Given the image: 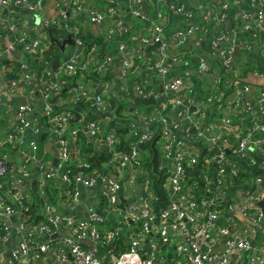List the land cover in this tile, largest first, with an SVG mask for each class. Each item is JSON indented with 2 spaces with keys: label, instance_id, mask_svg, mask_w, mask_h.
Wrapping results in <instances>:
<instances>
[{
  "label": "built area",
  "instance_id": "obj_1",
  "mask_svg": "<svg viewBox=\"0 0 264 264\" xmlns=\"http://www.w3.org/2000/svg\"><path fill=\"white\" fill-rule=\"evenodd\" d=\"M40 2L0 0V264H264V0Z\"/></svg>",
  "mask_w": 264,
  "mask_h": 264
},
{
  "label": "trees",
  "instance_id": "obj_2",
  "mask_svg": "<svg viewBox=\"0 0 264 264\" xmlns=\"http://www.w3.org/2000/svg\"><path fill=\"white\" fill-rule=\"evenodd\" d=\"M64 31H65L64 29H60V28H57V27L50 28L51 37H56V38L61 37V34ZM83 38L85 40L87 49H90L93 45H98V47H99V53H100L101 56L104 55L105 53L111 51L112 48H114V47L117 46V40H114V41L108 43V42H106L104 40L103 37L93 35L92 31L88 32L87 35H83ZM118 38H119L118 40L124 39L125 36H121V37H118ZM54 46L55 45L52 46V49H53ZM58 48L60 49L59 50L60 53H59V56H57V57L50 55L47 58V53L49 51H51L52 49L49 50L48 52H46V59H47V61H49V63L54 68H56L60 64L61 59H62V55H63V51L61 50L60 46H58ZM41 67L42 66L39 65V68H41ZM62 95L67 96V93H63ZM79 107H80V111H81V109H86V107H89V105H87L85 102H82V103L79 104ZM114 107L116 109L117 115L120 116V117L123 115V112L127 109V107L124 106L123 104L122 105L121 104L114 105ZM74 111H75V114L79 117L80 116L79 109L76 108V109H74ZM123 121H124V119H123ZM123 132L126 133L127 132V128L126 129H123ZM107 157H108L107 152H104L103 151V152H99L98 154L91 155L88 159L92 163V167L93 168H100L101 161H103ZM54 190H55L54 193H56V190L57 189H54ZM37 201L38 202H42L43 201L42 197L39 196V195H37ZM49 201H51V202L55 201V197L53 196V193L51 194V199ZM30 210L31 211H34L33 207H31ZM37 218L39 219L40 216H37ZM123 240H124V237L121 238V241L120 242H122ZM120 242L119 243L116 242L114 244L108 245L107 246V249L108 250H113L115 253H118L119 247L124 248ZM101 255H104V254H101Z\"/></svg>",
  "mask_w": 264,
  "mask_h": 264
},
{
  "label": "water",
  "instance_id": "obj_3",
  "mask_svg": "<svg viewBox=\"0 0 264 264\" xmlns=\"http://www.w3.org/2000/svg\"><path fill=\"white\" fill-rule=\"evenodd\" d=\"M45 3H46V0H41L40 6H41L42 9L44 8V4ZM73 43H74V41H73L71 36H69L67 39H65L62 43H60L59 40L56 37H51V40H50L51 47H50L49 50H51L52 46L56 44V45L60 46L62 51H64L65 47H66V44H73ZM236 54H237V51H236ZM43 66H44V64H43ZM134 87H135V85H134ZM129 102L134 103V104H140V105H155L157 103V101H156V99L154 97H141L139 95H136L135 97H127L125 99V104H127ZM20 103L24 104L25 103V99L22 98L20 100ZM156 140H157V138L152 143L153 152H154L153 159H152L153 171L155 173H159L160 175H162V173H160L158 171L157 164H156V158H157V150L155 148ZM50 146H51V143H47V145H46L47 149H49ZM224 248H225V245L221 244L220 246L214 247L213 248V252H219V251L223 250Z\"/></svg>",
  "mask_w": 264,
  "mask_h": 264
},
{
  "label": "crops",
  "instance_id": "obj_4",
  "mask_svg": "<svg viewBox=\"0 0 264 264\" xmlns=\"http://www.w3.org/2000/svg\"><path fill=\"white\" fill-rule=\"evenodd\" d=\"M71 47H72L71 45H67L66 52H65L66 57L72 52L73 49ZM119 59H120V57L117 56L116 60L118 61ZM76 107H79V106H76ZM84 136L87 138V135H84ZM251 237H252V240L254 243L264 242V220L262 221L261 225L252 228ZM247 255H248V253H245L244 258ZM242 264H249V263L244 262V259H243ZM254 264H258V263H254Z\"/></svg>",
  "mask_w": 264,
  "mask_h": 264
},
{
  "label": "rangeland",
  "instance_id": "obj_5",
  "mask_svg": "<svg viewBox=\"0 0 264 264\" xmlns=\"http://www.w3.org/2000/svg\"><path fill=\"white\" fill-rule=\"evenodd\" d=\"M42 35H43V37H47V33H45V32H44ZM33 36H36V35L33 34ZM59 50H60V49L58 48V45L55 44V46L53 47V49L47 53V58H48L50 55H51V56H55V57L59 56V53H60ZM149 71H150L149 63L144 62V63H141V64L138 66V68H137V70H136L134 76L136 77V76L140 75L142 72H149ZM128 84H129V83H128ZM125 112H126V110H125ZM249 254H250V253H248V255L244 258V262H247V263H248V257H249Z\"/></svg>",
  "mask_w": 264,
  "mask_h": 264
}]
</instances>
